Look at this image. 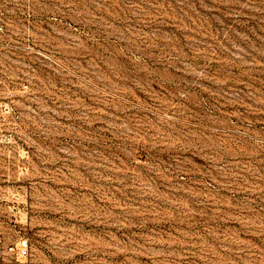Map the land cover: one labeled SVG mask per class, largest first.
I'll return each mask as SVG.
<instances>
[{
    "label": "rangeland",
    "instance_id": "374dc122",
    "mask_svg": "<svg viewBox=\"0 0 264 264\" xmlns=\"http://www.w3.org/2000/svg\"><path fill=\"white\" fill-rule=\"evenodd\" d=\"M0 27L33 264H264V0H0Z\"/></svg>",
    "mask_w": 264,
    "mask_h": 264
},
{
    "label": "built area",
    "instance_id": "2783aa9c",
    "mask_svg": "<svg viewBox=\"0 0 264 264\" xmlns=\"http://www.w3.org/2000/svg\"><path fill=\"white\" fill-rule=\"evenodd\" d=\"M2 29L0 27V31ZM13 111L12 103L0 99L1 136L6 130L5 115ZM22 208L19 192H13L7 197L0 189V264H33L31 239L19 219Z\"/></svg>",
    "mask_w": 264,
    "mask_h": 264
}]
</instances>
